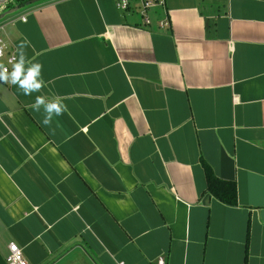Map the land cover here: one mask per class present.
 Listing matches in <instances>:
<instances>
[{"label": "crops", "instance_id": "0c3cea01", "mask_svg": "<svg viewBox=\"0 0 264 264\" xmlns=\"http://www.w3.org/2000/svg\"><path fill=\"white\" fill-rule=\"evenodd\" d=\"M160 1L150 24L141 0L4 20L46 87L0 82V264L12 242L29 264H264V0ZM37 95L66 105L50 126Z\"/></svg>", "mask_w": 264, "mask_h": 264}, {"label": "clouds", "instance_id": "9594fccd", "mask_svg": "<svg viewBox=\"0 0 264 264\" xmlns=\"http://www.w3.org/2000/svg\"><path fill=\"white\" fill-rule=\"evenodd\" d=\"M28 41H22L18 47V56L11 63V68L0 64V82L10 83L18 87L25 96L41 92L46 87V82L42 78L43 65L39 62H32L27 58ZM6 44L0 42V56H3ZM32 111L42 114V124L50 126L54 117L63 115L66 105L62 97H47L37 95L35 100L28 105Z\"/></svg>", "mask_w": 264, "mask_h": 264}, {"label": "built area", "instance_id": "2783aa9c", "mask_svg": "<svg viewBox=\"0 0 264 264\" xmlns=\"http://www.w3.org/2000/svg\"><path fill=\"white\" fill-rule=\"evenodd\" d=\"M159 2H163L160 0H141V12L144 17V22L146 24L151 23V18L149 17L150 11L156 7ZM116 6L118 9L126 11L130 8L131 0H115ZM22 20H26V16H21ZM170 21L168 20H162L160 21V26L164 28L165 26H169ZM5 29L4 21L0 23V32ZM0 42H3L7 45V47L4 49L3 56H0V62L5 60L4 65L11 68V63L14 62V58H16L17 52L16 50L12 49L10 44H8L3 37L0 36ZM7 263L8 264H29L28 260L26 259L23 249L15 242H12L9 244V254L7 256ZM159 264H165V261L163 258H160L158 261Z\"/></svg>", "mask_w": 264, "mask_h": 264}, {"label": "trees", "instance_id": "16d2710c", "mask_svg": "<svg viewBox=\"0 0 264 264\" xmlns=\"http://www.w3.org/2000/svg\"><path fill=\"white\" fill-rule=\"evenodd\" d=\"M20 5H25L31 0H17ZM208 181V192L228 205L238 204L237 185L234 181L219 178L213 170L204 163Z\"/></svg>", "mask_w": 264, "mask_h": 264}, {"label": "water", "instance_id": "95a60500", "mask_svg": "<svg viewBox=\"0 0 264 264\" xmlns=\"http://www.w3.org/2000/svg\"><path fill=\"white\" fill-rule=\"evenodd\" d=\"M45 0H31L25 5H20L17 0H0V23L8 16L15 15L24 9Z\"/></svg>", "mask_w": 264, "mask_h": 264}]
</instances>
